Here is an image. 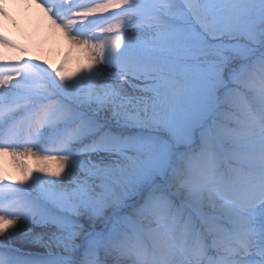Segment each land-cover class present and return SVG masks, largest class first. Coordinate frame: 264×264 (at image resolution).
I'll use <instances>...</instances> for the list:
<instances>
[{
	"label": "snow or ice",
	"instance_id": "snow-or-ice-1",
	"mask_svg": "<svg viewBox=\"0 0 264 264\" xmlns=\"http://www.w3.org/2000/svg\"><path fill=\"white\" fill-rule=\"evenodd\" d=\"M23 2L69 47L0 31V264H264V0Z\"/></svg>",
	"mask_w": 264,
	"mask_h": 264
},
{
	"label": "bare ground",
	"instance_id": "bare-ground-1",
	"mask_svg": "<svg viewBox=\"0 0 264 264\" xmlns=\"http://www.w3.org/2000/svg\"><path fill=\"white\" fill-rule=\"evenodd\" d=\"M9 16L0 17V31L10 34V38L19 47L20 44L27 45L33 51V55L37 56V51H51L54 48H62L68 44L64 34L60 30L50 28L46 20L41 18L39 9L33 3L26 6L23 0H4ZM15 21V23L13 22ZM0 53H4L9 57H19L20 53L8 47H0ZM2 164L8 174L16 179L21 178L19 167L13 162L11 156L0 157Z\"/></svg>",
	"mask_w": 264,
	"mask_h": 264
},
{
	"label": "rangeland",
	"instance_id": "rangeland-1",
	"mask_svg": "<svg viewBox=\"0 0 264 264\" xmlns=\"http://www.w3.org/2000/svg\"><path fill=\"white\" fill-rule=\"evenodd\" d=\"M15 42H18V44H20V46L22 48H25L27 50V54L24 58L34 57L32 49H30L27 45L25 46V44H21L17 40ZM68 47H69V45L66 44L64 47L54 48L50 52L39 50V51H37V56H40L41 60L47 59L51 64L58 65L60 63L62 57H63V53L65 51H67ZM21 55L22 54L20 53V56ZM67 67L69 70L75 69L77 67V61L76 60L70 61V63L67 65ZM27 163L30 164L33 168H35L37 166V161L35 159L28 160Z\"/></svg>",
	"mask_w": 264,
	"mask_h": 264
}]
</instances>
